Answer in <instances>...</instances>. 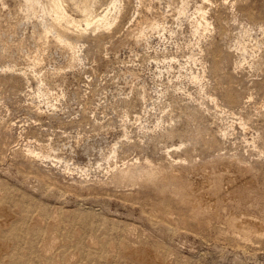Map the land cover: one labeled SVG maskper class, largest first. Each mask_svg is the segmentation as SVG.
I'll use <instances>...</instances> for the list:
<instances>
[{
	"label": "rangeland",
	"instance_id": "374dc122",
	"mask_svg": "<svg viewBox=\"0 0 264 264\" xmlns=\"http://www.w3.org/2000/svg\"><path fill=\"white\" fill-rule=\"evenodd\" d=\"M35 1L0 0V264H264V0Z\"/></svg>",
	"mask_w": 264,
	"mask_h": 264
},
{
	"label": "bare ground",
	"instance_id": "6f19581e",
	"mask_svg": "<svg viewBox=\"0 0 264 264\" xmlns=\"http://www.w3.org/2000/svg\"><path fill=\"white\" fill-rule=\"evenodd\" d=\"M27 1H30L31 5H33V6L36 4V1L35 0H27ZM59 1L60 0H54L53 1V3H52V9L55 12L57 18H66V16H65L66 15L65 10L60 5ZM93 1L94 0H77L78 5H79V8L83 12H88V13H91V11L93 9ZM117 2H118V0H113V2H112L113 4L112 5L116 7L117 6ZM106 16H107V13L101 15L100 18H99V21L101 23H104V24H110L106 20ZM72 22L74 23V21H72ZM153 26L154 25L152 24L151 27H153ZM156 27H157V25H156ZM59 35L61 37H63V38H66V34L65 33H60ZM161 171H154V170H152L149 167H145V168L143 167V169H141V170H137V169H133V168H125V169H122L120 171V176H122L123 178L128 177V178L134 180V179H136V178L144 175V176L147 177V181L149 183H151V184H156V185H159V186H161L163 188H170L171 185H172V186H174L173 188L175 189V191L178 194H181L182 193L184 195L185 194L188 195V193H187L188 192L187 183L181 177H179V176L177 177L176 175H174L175 173H173L172 175H169V176H162L161 175V173H162ZM191 191L193 192V190H191ZM204 193H203V195H204ZM206 193H208V192H206ZM189 194H190V190H189ZM191 199H194L193 202H195L197 200L203 201L200 196L199 197L195 196L194 198H191ZM206 199H207V197H206ZM157 261H159V260H157ZM157 261H155V262H157Z\"/></svg>",
	"mask_w": 264,
	"mask_h": 264
}]
</instances>
